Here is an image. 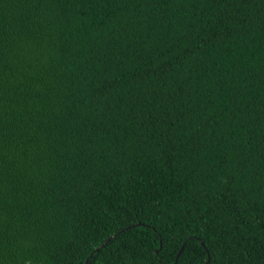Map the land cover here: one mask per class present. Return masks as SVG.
Segmentation results:
<instances>
[{
	"label": "trees",
	"instance_id": "1",
	"mask_svg": "<svg viewBox=\"0 0 264 264\" xmlns=\"http://www.w3.org/2000/svg\"><path fill=\"white\" fill-rule=\"evenodd\" d=\"M86 260L264 264V0H0V264Z\"/></svg>",
	"mask_w": 264,
	"mask_h": 264
},
{
	"label": "water",
	"instance_id": "2",
	"mask_svg": "<svg viewBox=\"0 0 264 264\" xmlns=\"http://www.w3.org/2000/svg\"><path fill=\"white\" fill-rule=\"evenodd\" d=\"M129 227H131V226H129ZM127 228H128V227H126V229H127ZM123 230H125V229H122V230L118 231V233L121 232V231H123ZM115 235H116V233H114L113 235L109 236V237L105 240V242L102 243L99 247L103 246L106 242H108V241L110 240L111 237H113V236H115ZM99 247H97V248L95 249V251L98 250ZM87 262H88V260L85 261V264H87Z\"/></svg>",
	"mask_w": 264,
	"mask_h": 264
},
{
	"label": "snow or ice",
	"instance_id": "3",
	"mask_svg": "<svg viewBox=\"0 0 264 264\" xmlns=\"http://www.w3.org/2000/svg\"><path fill=\"white\" fill-rule=\"evenodd\" d=\"M150 118V117H149Z\"/></svg>",
	"mask_w": 264,
	"mask_h": 264
}]
</instances>
